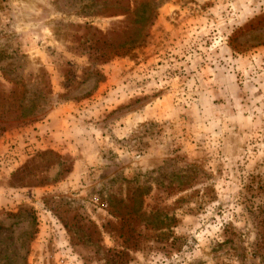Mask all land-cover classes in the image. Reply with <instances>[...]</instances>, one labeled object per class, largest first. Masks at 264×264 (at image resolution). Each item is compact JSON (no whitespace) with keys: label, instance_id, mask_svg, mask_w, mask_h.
I'll return each mask as SVG.
<instances>
[{"label":"rangeland","instance_id":"374dc122","mask_svg":"<svg viewBox=\"0 0 264 264\" xmlns=\"http://www.w3.org/2000/svg\"><path fill=\"white\" fill-rule=\"evenodd\" d=\"M264 0H0V264H264Z\"/></svg>","mask_w":264,"mask_h":264},{"label":"trees","instance_id":"16d2710c","mask_svg":"<svg viewBox=\"0 0 264 264\" xmlns=\"http://www.w3.org/2000/svg\"><path fill=\"white\" fill-rule=\"evenodd\" d=\"M259 259H261V261H264V252L262 253V255H259Z\"/></svg>","mask_w":264,"mask_h":264}]
</instances>
